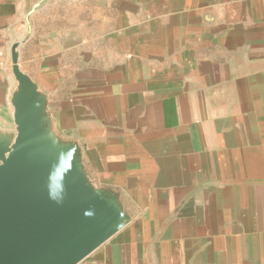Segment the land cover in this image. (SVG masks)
Wrapping results in <instances>:
<instances>
[{
  "label": "crops",
  "instance_id": "0c3cea01",
  "mask_svg": "<svg viewBox=\"0 0 264 264\" xmlns=\"http://www.w3.org/2000/svg\"><path fill=\"white\" fill-rule=\"evenodd\" d=\"M15 65L121 220L77 264H264V0H0L8 149Z\"/></svg>",
  "mask_w": 264,
  "mask_h": 264
},
{
  "label": "water",
  "instance_id": "95a60500",
  "mask_svg": "<svg viewBox=\"0 0 264 264\" xmlns=\"http://www.w3.org/2000/svg\"><path fill=\"white\" fill-rule=\"evenodd\" d=\"M14 73L23 92L15 102L12 147L0 141V264H77L121 220L103 195L62 169L64 148L37 131L33 85L17 65Z\"/></svg>",
  "mask_w": 264,
  "mask_h": 264
},
{
  "label": "rangeland",
  "instance_id": "374dc122",
  "mask_svg": "<svg viewBox=\"0 0 264 264\" xmlns=\"http://www.w3.org/2000/svg\"><path fill=\"white\" fill-rule=\"evenodd\" d=\"M44 117H46L47 120V116L49 114V110H48V104H46V106H44ZM45 123H41L40 120L36 121L37 124V131H39L40 134H42L45 137H50L52 134L50 133V131L47 129L48 127V120ZM11 132H8V135L11 137V141L12 143L14 142V139L16 137L17 134V124L15 123L14 119L11 120ZM2 135L1 137L3 138H7V135L5 133L0 134ZM54 138V137H53ZM61 147V146H59ZM69 146H65L62 147L64 148V156H67V158H65V162L63 164L62 169H64V171L66 170L67 173H69V175H72L73 178L76 177L78 179V181L82 184V185H86L89 186L88 183L89 181H87V177H86V171L85 168L82 167V163L79 160H76V158H74V156L72 157H68L67 155V151L66 149H68ZM7 155V154H6ZM48 156V155H47ZM56 156L52 155L51 153L49 154V156L47 158H49V160H54ZM3 162V159H0V164ZM90 187V186H89ZM92 188V187H90ZM93 191V190H92ZM94 192V191H93ZM97 196L102 197V193L99 192H94Z\"/></svg>",
  "mask_w": 264,
  "mask_h": 264
}]
</instances>
